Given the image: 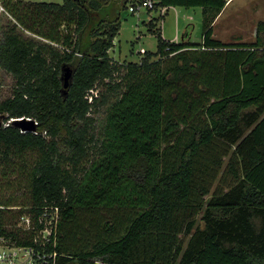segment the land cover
<instances>
[{"label": "trees", "instance_id": "1", "mask_svg": "<svg viewBox=\"0 0 264 264\" xmlns=\"http://www.w3.org/2000/svg\"><path fill=\"white\" fill-rule=\"evenodd\" d=\"M1 1L16 25L0 41V67L16 85L0 102V161L39 158L30 204L0 199V237L34 244L5 212L57 206L46 248L58 264H264V20L256 41L225 43L213 23L228 0H156L201 7L202 41L168 40L151 23L157 50L119 63L110 49L139 0ZM66 66L75 72L64 89ZM111 95L96 135L90 112ZM21 117L35 130L8 122ZM217 141L229 146L218 183L225 161L205 151Z\"/></svg>", "mask_w": 264, "mask_h": 264}, {"label": "rangeland", "instance_id": "2", "mask_svg": "<svg viewBox=\"0 0 264 264\" xmlns=\"http://www.w3.org/2000/svg\"><path fill=\"white\" fill-rule=\"evenodd\" d=\"M25 1L63 2V0ZM129 5L130 2L128 3ZM263 20L264 0H229L224 10L213 23L214 37L225 43L256 41L258 23ZM15 23V19L6 11L5 3L0 0V41L3 38L4 32L14 27ZM151 23H153L154 28H160L163 37L168 40L179 42L186 36L193 43H200L202 41L203 12L201 7L187 8L174 6L170 8H155L154 6L152 9L142 8V10L129 14L126 19H123L120 32L115 39V44L110 49V55L113 59L119 63L140 61L144 55L143 52H140L141 49L156 51L158 39L156 34L152 33L149 29ZM17 31L28 39L34 37L37 40L44 41L20 25H17ZM63 31H66V29ZM175 61L176 57L173 56V58L166 60L163 65L167 67L174 64ZM15 85L16 80L13 75L0 67V102L13 95ZM102 89H105L104 86ZM93 92L97 95L98 90ZM115 97V95H111L107 105L101 106L97 111L90 112V115L95 117L94 132L96 135L101 134L107 110L116 99ZM8 122L10 123L12 120ZM5 124L7 125L8 123ZM215 144L216 148L205 151L212 156H221L225 161L224 166L220 168V174L216 180V183H218L223 181L222 175L229 158V155H226L229 146L222 144L220 141H217ZM61 148L63 151L67 150L64 147ZM38 158V151H29L22 157L7 162L0 161V199L13 197L17 204H30V176ZM28 211L25 212L32 213ZM14 215L15 217L11 218ZM5 216V222H13L12 224H8V228L18 229V227H21L19 222L21 217L19 216L18 208L5 212ZM200 217L199 215L198 219ZM181 237L186 244L189 237L185 234H181Z\"/></svg>", "mask_w": 264, "mask_h": 264}, {"label": "built area", "instance_id": "3", "mask_svg": "<svg viewBox=\"0 0 264 264\" xmlns=\"http://www.w3.org/2000/svg\"><path fill=\"white\" fill-rule=\"evenodd\" d=\"M155 2V0H139L129 5V11L136 13L142 8L152 9ZM140 52L144 53L145 50L141 49ZM89 100H92L91 96ZM60 217V209L57 206L46 207L38 215L23 214L19 221L21 228L35 233L34 244L18 245L14 241L10 242L0 237V264H58V252L49 251L46 247L51 243L56 245Z\"/></svg>", "mask_w": 264, "mask_h": 264}, {"label": "water", "instance_id": "4", "mask_svg": "<svg viewBox=\"0 0 264 264\" xmlns=\"http://www.w3.org/2000/svg\"><path fill=\"white\" fill-rule=\"evenodd\" d=\"M64 72V89L69 88L71 79L74 75V69L70 66H66ZM67 91V90H66ZM15 124L19 125L23 131H34L37 122L28 117L15 118L12 120Z\"/></svg>", "mask_w": 264, "mask_h": 264}, {"label": "crops", "instance_id": "5", "mask_svg": "<svg viewBox=\"0 0 264 264\" xmlns=\"http://www.w3.org/2000/svg\"><path fill=\"white\" fill-rule=\"evenodd\" d=\"M229 1V0H228Z\"/></svg>", "mask_w": 264, "mask_h": 264}]
</instances>
